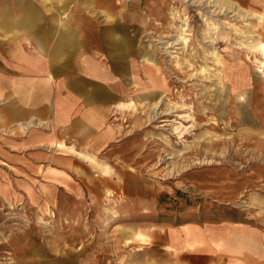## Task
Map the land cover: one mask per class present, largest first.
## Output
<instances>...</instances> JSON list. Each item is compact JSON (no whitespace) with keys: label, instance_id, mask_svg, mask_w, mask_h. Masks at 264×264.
<instances>
[{"label":"rangeland","instance_id":"1","mask_svg":"<svg viewBox=\"0 0 264 264\" xmlns=\"http://www.w3.org/2000/svg\"><path fill=\"white\" fill-rule=\"evenodd\" d=\"M122 1L126 9L109 17L72 10L68 0L59 16L72 25L83 14L97 19L102 45L87 53L102 63L111 52L122 100L133 104L112 111L109 146L67 145L61 175L0 164V264H190L189 254L214 250L217 236L264 222V58L250 37L264 18H211L186 0H158L156 11L152 0ZM235 1L264 8V0ZM16 2L0 0V12ZM55 12H40L44 33ZM151 52L154 63L143 59Z\"/></svg>","mask_w":264,"mask_h":264},{"label":"crops","instance_id":"2","mask_svg":"<svg viewBox=\"0 0 264 264\" xmlns=\"http://www.w3.org/2000/svg\"><path fill=\"white\" fill-rule=\"evenodd\" d=\"M1 29L0 164L19 170L16 174L51 175L48 170H55L61 175L68 153L58 142L88 152L109 146L117 134L110 116L125 92L116 80L121 64L112 63L111 52L105 54L109 61L101 63L87 53L88 42L36 44L26 30L22 36L14 28ZM79 54L85 61L78 60ZM189 256L190 264H264V222L240 223L228 235L217 236L214 250Z\"/></svg>","mask_w":264,"mask_h":264},{"label":"bare ground","instance_id":"3","mask_svg":"<svg viewBox=\"0 0 264 264\" xmlns=\"http://www.w3.org/2000/svg\"><path fill=\"white\" fill-rule=\"evenodd\" d=\"M17 1L15 4L12 3V7L10 8V6L7 4V6L3 7L2 11L0 12V27L3 29H23L28 31L29 33V38H31V40L33 39L35 41V43H49V42H53V41H57V42H61V43H65V42H73V43H77L79 44V46H81L83 43H89L93 44L95 46H101L102 43L99 42L98 37H99V33L95 32L98 31L97 29H95L94 26L97 25V19H93L90 18L88 20V22H85V18L86 15H82V17L80 18V20H77L76 24H71L69 22L64 23L62 19H60L61 17L59 16V11L60 10H66V5L65 3L68 0H40L41 2V7H37L36 4H34V1H38V0H26L24 3H22L20 0H15ZM74 1L72 6V10L75 11H82L83 13H86L91 10H96L98 9L99 11L103 12L105 15L109 16L108 14L110 13L109 11H111V9H114L117 6L122 5L120 8H118V12H123L126 6V4L123 3L122 0H72ZM144 1V0H143ZM157 1L158 0H152L151 2V6H153L152 8H150L149 11H156L157 9H159V7L157 8ZM177 1V0H176ZM184 1V0H183ZM132 1H130L129 3L131 4ZM162 2V1H161ZM189 2V3H188ZM163 3H165V1L163 0ZM167 3V2H166ZM165 3V4H166ZM176 3V2H175ZM174 3V4H175ZM212 3V4H211ZM129 5V4H128ZM134 5V4H131ZM142 5V4H141ZM137 6V5H136ZM150 6V7H151ZM164 5H161V9ZM178 6V5H177ZM185 7L188 6H195L198 7L200 10L204 11L205 13H207L209 15V17L213 18L214 16H218V15H227L228 13H232L231 15L235 18H240V19H248V18H255L261 21L262 18H264V8L261 10V13H259L257 10L255 9H247V8H243L240 6V4L235 1V0H186L185 5H183ZM254 7H258L259 3L258 2H254L253 5ZM98 7V8H97ZM135 7V6H134ZM167 7V6H166ZM130 8V7H129ZM136 8V7H135ZM213 8V9H210ZM11 9V10H10ZM69 9V8H68ZM186 9V8H184ZM208 9V10H205ZM53 12L54 10L57 11L55 13H51L53 15H51L52 18H50L49 21V31H47L46 33L43 32V26L44 24L47 22V20H44V16H47V13H44V16L40 15V12ZM133 11H135V9H132ZM12 11V12H11ZM91 11V12H93ZM132 11V12H133ZM164 11V10H163ZM68 12V11H67ZM71 12V11H69ZM96 12V11H95ZM175 8H171V13L174 16L175 15ZM94 13V12H93ZM92 13V14H93ZM71 14V13H70ZM90 14V13H89ZM91 14V15H92ZM122 14V13H121ZM81 15V14H80ZM112 15V14H111ZM120 15V14H119ZM178 15V14H177ZM41 16V19H40ZM91 17H96L95 15L91 16ZM110 17V16H109ZM68 19V18H67ZM110 19V18H109ZM111 20V19H110ZM214 21V20H212ZM206 22V21H205ZM208 23V22H207ZM103 24V23H102ZM105 24V23H104ZM263 24L264 23H260L259 22V26L257 29H255V31H257V36L255 34L250 35V37L253 41L251 43V46L254 49H257L260 54L262 55V57L264 58V43L260 40L262 37V31L261 29H263ZM248 25V24H247ZM255 24H251L249 25L251 28L254 27ZM208 26V25H207ZM46 27V26H45ZM198 27V26H197ZM0 28V29H1ZM200 29V28H199ZM203 29V28H202ZM2 30V29H1ZM80 31L81 33L79 34H74L72 35L71 33L75 32V31ZM209 30V29H207ZM45 31V30H44ZM206 32V31H205ZM181 33V32H180ZM207 33V32H206ZM211 34V33H210ZM207 35L205 34V37H208L210 39H218L217 37H213L212 35ZM71 35V36H70ZM201 35V34H199ZM204 36V35H203ZM256 37V38H255ZM114 39L116 40H121L123 42V40L120 37H116V36H109V39L111 40L110 42H114ZM72 39V40H71ZM181 39V38H180ZM71 40V41H70ZM23 41V40H22ZM33 41V42H34ZM176 41V40H175ZM184 41V40H183ZM219 41V40H217ZM172 42V41H171ZM182 42V41H181ZM185 42V41H184ZM214 42V41H212ZM248 42V40H247ZM12 43V42H11ZM140 43V42H139ZM169 43V42H168ZM217 43V42H216ZM9 44V43H8ZM13 44V43H12ZM29 44V43H28ZM167 44V43H166ZM173 44V43H172ZM171 43L169 45H172ZM167 45V46H169ZM91 46V45H90ZM138 46V45H137ZM174 46V45H173ZM31 49V48H30ZM29 49V50H30ZM117 49V48H116ZM36 50V49H35ZM183 50V47H182ZM211 51V50H210ZM183 52V51H182ZM203 52V51H202ZM98 53V52H97ZM37 54V53H36ZM211 54V53H210ZM11 55V54H10ZM126 55H128V51H126ZM134 55V54H133ZM217 55V54H216ZM83 54H79L78 55V60L83 61L84 58H82ZM192 58H195V54H191L190 55ZM207 57V56H206ZM46 58V57H45ZM205 58V57H204ZM143 59H145V61H147L148 63H154V59H155V55L154 53H144L143 55ZM179 60V59H178ZM219 58H216V61L219 62ZM85 61V60H84ZM177 61V60H176ZM179 62V61H178ZM260 63L264 64V59L260 60ZM130 64V63H129ZM176 64V63H175ZM179 64V63H177ZM181 65V64H180ZM182 67V66H181ZM6 70V69H5ZM112 70V69H111ZM216 72V71H215ZM214 74V73H213ZM118 75V74H117ZM220 75V74H219ZM215 76H218V73H215ZM223 76V75H222ZM209 77V75H208ZM220 78V76H218ZM220 81L222 82V87H220L221 90H226L227 85L226 82H224L222 79H220ZM166 86L165 83H163V85L161 87ZM169 87V85L167 86ZM111 88V87H110ZM131 90V89H130ZM169 90V88H168ZM165 92V91H164ZM7 93V92H6ZM123 95V94H122ZM165 96V95H164ZM122 98V97H121ZM159 99V98H158ZM160 100V99H159ZM133 101V100H132ZM123 102L122 105L125 108H129L133 102ZM99 103V102H98ZM113 103V102H112ZM95 104V103H94ZM150 104V103H149ZM152 104V103H151ZM158 103L156 102L154 104V107H156ZM104 105V104H103ZM138 105V104H137ZM147 105V104H146ZM135 106V105H134ZM140 106V105H139ZM153 106V105H152ZM92 107V106H91ZM99 107H101L99 105ZM106 107V105H105ZM108 107V106H107ZM122 107V106H121ZM149 107V106H148ZM173 107V106H172ZM135 108V107H134ZM150 108V107H149ZM152 108V107H151ZM108 109V108H107ZM117 109V108H116ZM123 110V109H122ZM169 110V109H168ZM108 112V111H107ZM106 112V113H107ZM103 113V112H102ZM155 113V112H154ZM131 114V113H130ZM152 115V114H151ZM137 120V119H136ZM140 120V118L138 119V121ZM135 121V119H134ZM140 123V122H139ZM136 124V123H135ZM24 127V126H23ZM22 127V128H23ZM63 127V126H62ZM27 129V128H26ZM109 130V129H108ZM177 130V129H176ZM176 132V131H175ZM12 133V132H11ZM108 135V133H107ZM106 135V136H107ZM77 142V141H76ZM57 143V142H56ZM88 143V142H87ZM164 144V143H163ZM87 145V144H86ZM56 146L61 149V152L65 150L70 151L69 149L71 148H67V145L63 144L62 142H58L56 144ZM167 147V145H166ZM200 147V146H199ZM71 152V151H70ZM66 153V152H65ZM171 153V152H169ZM57 154V153H56ZM187 154V153H186ZM53 155V154H52ZM185 155V154H184ZM65 156V155H64ZM51 159V158H49ZM88 159H90V157H88ZM85 160V159H84ZM162 161V160H161ZM83 162V161H82ZM74 164V163H73ZM185 164V163H184ZM186 165V164H185ZM88 169V168H87ZM76 174V173H75ZM130 175V174H129ZM132 176V175H131ZM103 179V178H102ZM106 179V178H105ZM108 179V178H107ZM93 180V179H92ZM131 180V179H130ZM120 185V184H118ZM117 185V186H118ZM126 185V184H125ZM62 187V186H61ZM126 187V186H125ZM131 187V186H130ZM129 189V187H128ZM127 190V189H126ZM131 190V188H130ZM119 191V189H118ZM124 191V190H123Z\"/></svg>","mask_w":264,"mask_h":264}]
</instances>
